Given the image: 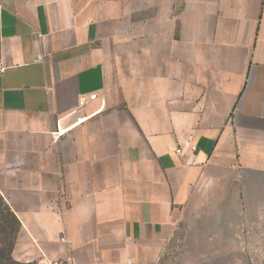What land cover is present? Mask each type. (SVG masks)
Here are the masks:
<instances>
[{
  "label": "crops",
  "instance_id": "crops-1",
  "mask_svg": "<svg viewBox=\"0 0 264 264\" xmlns=\"http://www.w3.org/2000/svg\"><path fill=\"white\" fill-rule=\"evenodd\" d=\"M0 201L20 261L187 229L182 261L264 264V0H0Z\"/></svg>",
  "mask_w": 264,
  "mask_h": 264
},
{
  "label": "rangeland",
  "instance_id": "rangeland-1",
  "mask_svg": "<svg viewBox=\"0 0 264 264\" xmlns=\"http://www.w3.org/2000/svg\"><path fill=\"white\" fill-rule=\"evenodd\" d=\"M0 201V264H39L35 260L20 261L13 257V249L18 233V226L14 219L10 217ZM187 229L181 230L179 235L170 238L168 246L160 250L156 260L150 264H256L248 261H215V260H198L182 261L180 251L183 242L186 240Z\"/></svg>",
  "mask_w": 264,
  "mask_h": 264
},
{
  "label": "built area",
  "instance_id": "built-area-1",
  "mask_svg": "<svg viewBox=\"0 0 264 264\" xmlns=\"http://www.w3.org/2000/svg\"><path fill=\"white\" fill-rule=\"evenodd\" d=\"M81 119H83V118H80L79 120H81ZM195 146L194 145H192V146H190V150L191 151H195ZM182 152V148L181 147H177L176 148V150H175V153L176 154H180ZM56 207V206H55ZM65 210V208H62V207H58V211L60 212V213H63V211ZM52 264H79L74 258H72V257H68V258H66V259H63V260H58V261H55V262H53Z\"/></svg>",
  "mask_w": 264,
  "mask_h": 264
},
{
  "label": "trees",
  "instance_id": "trees-1",
  "mask_svg": "<svg viewBox=\"0 0 264 264\" xmlns=\"http://www.w3.org/2000/svg\"><path fill=\"white\" fill-rule=\"evenodd\" d=\"M4 208L7 211V213L10 215V217L16 221L15 216L10 211H8V209L6 207H4ZM16 223H17V221H16Z\"/></svg>",
  "mask_w": 264,
  "mask_h": 264
}]
</instances>
